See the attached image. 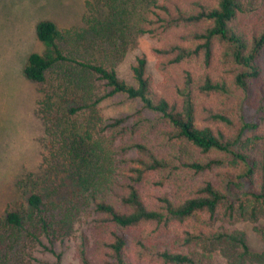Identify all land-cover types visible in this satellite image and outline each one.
Wrapping results in <instances>:
<instances>
[{
    "label": "trees",
    "instance_id": "1",
    "mask_svg": "<svg viewBox=\"0 0 264 264\" xmlns=\"http://www.w3.org/2000/svg\"><path fill=\"white\" fill-rule=\"evenodd\" d=\"M96 1L87 0L80 29L39 20L34 33L43 49L30 51L22 67L23 76L34 82H46L58 70V82L49 86L40 102L45 104L42 112L59 121L52 90L65 100L68 117L90 115L92 124L83 134L70 129L74 144L66 156L79 206H89L98 215L100 234L94 250L88 249L83 237L77 248L79 263L215 264L218 253L231 264H264V254L250 248L242 230L211 227L218 219L256 218L264 213V144L259 153L252 152V146L247 150L246 142L235 148L240 136H227L219 126L230 124V118L205 98L250 91L263 70L264 18L251 26L244 24L243 18L250 15L245 0ZM145 33L155 34L160 42L152 49L155 67L164 77L160 86L147 72L144 53L136 55L130 66L133 82L117 73L118 62ZM216 55L227 65L223 72L212 69ZM192 61L202 64L196 72L183 67ZM174 68H178L176 75ZM260 89L264 94V77ZM115 94L141 103L133 128L145 119L143 109L151 111L153 125H161L162 140L132 139L114 146L113 129L126 116L105 122L97 105ZM109 129L107 139L104 134ZM163 139L185 141L204 153L229 154L234 171L222 183L187 179L183 171H206L221 165L222 158L199 159L180 149L167 151ZM128 151L135 155L119 168L115 153ZM72 210L55 219L46 214L49 209L36 192L27 195V210L7 207L0 219V264H27L28 247L36 242L55 254L56 264H62L54 243L71 230ZM196 214L210 226L198 225L165 239V231Z\"/></svg>",
    "mask_w": 264,
    "mask_h": 264
},
{
    "label": "rangeland",
    "instance_id": "2",
    "mask_svg": "<svg viewBox=\"0 0 264 264\" xmlns=\"http://www.w3.org/2000/svg\"><path fill=\"white\" fill-rule=\"evenodd\" d=\"M86 2L87 0H0V219L7 207L27 210V195L30 192L42 196L48 212H52L49 214L46 211V214L53 215L55 219L62 217V212L73 209L74 221L71 230L66 235L57 237L54 243L55 251L61 254L62 264H80L77 248L82 238L85 237L88 249L94 250L100 234L95 221L98 215L89 206L87 208L79 206L73 192L71 170L66 166V156L74 144L70 129L73 128L74 132L83 134L87 125L92 123L89 122L88 113L81 112L71 117L65 115V100L58 98L52 90L50 93L60 114L57 118L59 121H55L51 113L42 112L45 104L40 102L45 100V92L51 89L49 86H55L58 82V70H53L46 82H34L23 76L22 67L30 51L43 49V45L35 37V24L39 20L49 19L60 28L80 29L83 27L82 15ZM245 3L249 7L250 15L243 18V23L247 26L260 23V19L264 18L262 0H245ZM97 4L102 6L100 2ZM170 36V33H166V37ZM159 43L153 33L138 36L135 44L118 62L116 68L118 76L129 83L133 82L130 66L136 55L144 53L147 57V72L155 85L160 86L164 77L162 78L155 67V56L152 52ZM218 57L219 55L215 56L212 69L223 72L227 65L219 62ZM261 64L262 73L252 81V88L247 94L237 90L230 95L210 94L205 97L218 111L230 118V124L220 123L219 126L227 136H240V142L234 147L237 148L246 142L245 148L249 150L252 146V152L255 153H259L264 144V94L260 89L264 77V54ZM200 65L202 64L199 61H192L183 67H189L196 72ZM172 71L176 75L178 68ZM140 105L139 100L127 98L122 94L108 96L98 103V113L105 122L126 116V119L113 129L114 146L125 144L132 139L151 142L162 140L158 130V126L161 128V125H153L151 119L154 114L147 109L142 110L145 119L133 128L137 117L134 114ZM245 122H255L257 126L244 127ZM111 131L109 129L104 134L107 139ZM96 134L95 129L92 130V136ZM163 149L167 151L180 149L192 158H222L221 165L212 166L206 171L182 172L187 179L191 177L195 182L210 178L216 183H222L223 179L234 171L231 157L224 152L204 153L185 141L167 139H163ZM134 155V151L125 154L117 152L114 155L115 163L119 168L125 166L127 159ZM166 190L170 191V187ZM198 225L208 227L210 223H206L202 215L196 214L183 224L173 225L165 231V239L172 240L183 230H195ZM213 226L242 230L250 248L264 254V213L256 218L238 216L231 221L218 219L211 224V227ZM41 240L47 243L45 237L41 236ZM26 255L24 259L27 260V264H56L55 254L37 242L28 247ZM214 262L231 264L218 253L214 254Z\"/></svg>",
    "mask_w": 264,
    "mask_h": 264
}]
</instances>
